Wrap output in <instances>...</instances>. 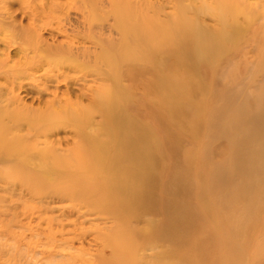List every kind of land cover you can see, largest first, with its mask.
<instances>
[{"label":"bare ground","instance_id":"1","mask_svg":"<svg viewBox=\"0 0 264 264\" xmlns=\"http://www.w3.org/2000/svg\"><path fill=\"white\" fill-rule=\"evenodd\" d=\"M26 8L27 23L7 31V41L19 44L23 58L0 62V75L10 82L5 97L0 94V183L22 186L36 199L30 215L48 226L57 218H43V212L53 209H61L64 220L72 215L102 226L94 231V254L74 245L73 227L64 230L58 222L59 230H32L36 242L14 247L20 264H92L91 255L100 256L107 247V264H246L250 239L238 243L235 232L223 230L233 222L228 206L238 196L219 199L231 213L218 221L209 219L206 207L194 208L196 194L187 191L186 180L192 143L186 136L201 126L175 119L184 105L191 108L188 117L202 114L194 103L196 90L208 89L202 79L207 67L233 49L240 34L234 13L246 4L63 0L26 2ZM206 16L215 27L202 24ZM43 29L50 38L42 36ZM41 70L42 76L35 75ZM189 74H196L194 84L186 82ZM24 82L32 85L24 90L46 95L42 104L25 105L14 93ZM213 122H207L210 130ZM60 129L72 134L65 147L50 137ZM223 157H237L233 165L240 166L237 154ZM211 184L224 191L231 183L215 170ZM54 202L62 205H49ZM139 218L145 225L137 230L131 223ZM193 247L196 263L185 259ZM254 258L264 263V254Z\"/></svg>","mask_w":264,"mask_h":264},{"label":"rangeland","instance_id":"2","mask_svg":"<svg viewBox=\"0 0 264 264\" xmlns=\"http://www.w3.org/2000/svg\"><path fill=\"white\" fill-rule=\"evenodd\" d=\"M34 1L63 0H0L1 63L12 64L22 60L23 49L17 43L9 44L7 31L16 23L23 25L27 23L25 15L29 13L26 2L33 3ZM242 2L246 4V8L241 10V13L240 11H235L237 14L234 13V23L237 24L240 34L234 39V41L237 40L233 49L231 48L225 59L222 58L217 64L215 62L211 67H207L206 74H203L202 79L208 89L203 91L204 93L196 90L197 96L194 103L197 104L202 114L199 117L193 115L190 118L188 111L191 108L184 105L182 112L175 119L186 124L190 123L189 126H194V122L198 121L201 126L199 131L186 136V140L192 143V150H188V152L192 154L193 162L189 163L186 180L189 186L187 191L196 194L192 201L194 208L196 210H199L200 207L209 209L212 212V216L209 218L211 221L222 219L228 213L227 211L230 212L229 208H231L233 222L226 224L227 226L223 227V230L232 234L235 232L237 234L235 236L240 238L238 243L244 240V236H247L250 239L249 241L245 240L250 244L244 254L247 256V263L243 260L242 263L258 264L254 256L264 254V0H242ZM164 10L172 12L168 7H165ZM71 15L69 13V16ZM202 24L205 27L206 25L210 28L215 27V22L207 16L203 19ZM41 34L43 37L50 38L49 29H43ZM242 47V53L243 51L245 53L244 56H239ZM41 73H43L42 70L36 72L35 75L42 76ZM196 80V74H189L186 78V82L190 84H194ZM29 86L24 82L23 87L18 91L15 90L14 93L25 105L35 107L42 104L40 99L43 98L42 101H44L46 95L38 97L29 89L24 90ZM9 87L10 82L0 75V94L3 97ZM59 88L62 90L64 87L61 85ZM185 97L188 99V96ZM213 111L217 123L213 122ZM210 119L213 122L212 130L207 126ZM94 120H97V117ZM172 124L174 126L176 123L172 122ZM186 128L188 129L187 125ZM70 133L68 130L60 129L50 137L58 142L59 146L65 147L72 140ZM208 139L212 141L209 142ZM233 153L239 156L238 159L241 162L237 169L233 165L234 159L237 157H230V159L223 157L224 155H233ZM203 160H206L205 163ZM215 170L223 176L226 175L231 183L227 189L223 188L224 191L211 184ZM247 182L252 183V187L246 188ZM201 186H204V193ZM21 188L22 186L18 184L8 187L0 183V264H20L23 259L21 258L19 261L18 251L14 247L24 241H31V244L36 242V238L29 236L32 230L39 231L47 227L52 231L59 230L58 222L64 224V230L74 228L72 232L76 234L73 241L75 246L92 248L91 251H88L91 254L97 252V249H93L95 248L93 246L94 231L99 229L102 223L91 218L81 222V219L75 220V217L71 215L67 219L74 220L75 224L69 225L66 224L68 220H64V216L60 214L61 209H53V211L43 212V218L46 216L57 218L48 226L42 220L36 219V216L30 215L32 209L30 211L29 207L35 205L36 199L30 198V195ZM224 195H227L229 200L232 199L231 196H238L234 197V202L228 206L227 210H225V206H220L219 199L225 198ZM205 196H208V199L203 203L205 205L203 206L202 201ZM57 204L62 205L57 202L49 203L51 206ZM144 220L145 218H139L131 225L140 230L145 225ZM208 228L210 227L208 226ZM189 238L196 239L197 236L191 234ZM213 241L215 245L219 242ZM192 249L185 259L195 260L191 263H196L198 255L195 254L194 247ZM102 252L100 256L91 255L92 264H107L111 261V249L107 247ZM226 263L231 264L230 261H226ZM31 264L40 263L34 260ZM233 264L240 263L235 260Z\"/></svg>","mask_w":264,"mask_h":264}]
</instances>
